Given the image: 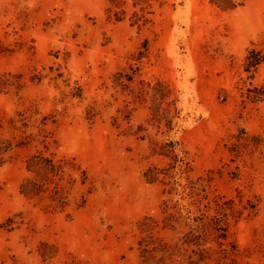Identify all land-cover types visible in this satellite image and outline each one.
I'll use <instances>...</instances> for the list:
<instances>
[{
    "label": "rangeland",
    "instance_id": "rangeland-1",
    "mask_svg": "<svg viewBox=\"0 0 264 264\" xmlns=\"http://www.w3.org/2000/svg\"><path fill=\"white\" fill-rule=\"evenodd\" d=\"M252 45H264V0L230 11L209 0H0V141L12 143L0 161V264H140V224L161 223L168 198L144 173L168 163L153 155L168 139L211 197L255 205L228 241L241 264H264V102L243 106L237 88ZM141 51L133 81L117 84ZM176 108L183 118L168 129ZM242 129L249 146L236 153ZM43 135L46 155L86 173L63 212L20 193ZM153 236L173 244L180 234Z\"/></svg>",
    "mask_w": 264,
    "mask_h": 264
},
{
    "label": "trees",
    "instance_id": "trees-1",
    "mask_svg": "<svg viewBox=\"0 0 264 264\" xmlns=\"http://www.w3.org/2000/svg\"><path fill=\"white\" fill-rule=\"evenodd\" d=\"M211 4L222 11L234 10L241 6L244 0H209ZM146 50V45H143ZM145 52V51H144ZM139 52L136 58V69L130 74H120L115 79L117 84L123 83V78L129 83L133 81L135 72L139 69L146 53ZM245 77L240 76L237 86L241 103L256 105L264 102V45H252L246 50L241 63ZM124 85V84H123ZM149 86V84H148ZM142 92L143 89H140ZM183 117L180 110L175 109L173 118L166 119L168 129H171L174 119L176 125ZM243 142L237 138L232 143L236 153L241 147H248L246 132ZM44 151L37 150L29 156L25 169L30 174L20 185V193L27 199H37L44 202L45 209L63 212L71 204V191L79 183L85 185L87 177L79 167V176L73 177L69 170L75 165L67 158L56 159L54 154L46 155L49 150V136L43 135L39 141ZM27 142H19L16 146H24ZM12 149L8 140L0 141V161L2 155ZM153 155L169 159L163 167L151 166L145 173L149 183L159 182L163 185L162 193L168 198L163 200L161 207V223L152 217H146L140 224L143 236L138 241L140 264H241L237 259L236 246L228 241V233L232 223H236L244 212L247 215L255 210V205L247 201L246 206L236 207L234 198L222 195L210 196L207 192L208 179L197 177L191 179L190 162L187 151L177 140L168 139L161 144H154ZM90 190L86 194H89ZM81 193L78 199H73L76 208L82 207L87 195ZM174 198H178L174 202ZM155 229L178 231L180 237L176 243H168L153 236ZM214 242L217 247L207 246Z\"/></svg>",
    "mask_w": 264,
    "mask_h": 264
}]
</instances>
